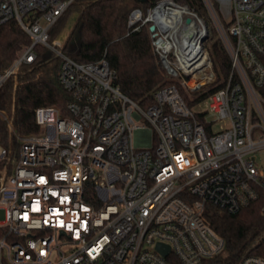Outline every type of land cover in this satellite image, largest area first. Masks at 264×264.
Here are the masks:
<instances>
[{"label": "built area", "instance_id": "built-area-1", "mask_svg": "<svg viewBox=\"0 0 264 264\" xmlns=\"http://www.w3.org/2000/svg\"><path fill=\"white\" fill-rule=\"evenodd\" d=\"M201 1L231 68L195 110L182 90L202 93L215 75L208 22L188 5L159 0L129 14V33L148 27L174 82L142 105L105 58L80 63L51 40L77 0H0V25L15 20L31 39L0 72V90L41 45L69 95L64 112L35 110L38 133L20 137L11 122L8 146L0 142V264H208L226 250L207 208L236 214L264 193L255 157L264 149V0Z\"/></svg>", "mask_w": 264, "mask_h": 264}, {"label": "trees", "instance_id": "trees-1", "mask_svg": "<svg viewBox=\"0 0 264 264\" xmlns=\"http://www.w3.org/2000/svg\"><path fill=\"white\" fill-rule=\"evenodd\" d=\"M157 1L77 0L52 29L51 40L61 32L72 15L69 11L75 9L78 18L64 44L65 53L80 63H93L105 58L117 73L115 83L121 91L144 105L156 89L174 83L152 48L148 27L129 33L130 12L140 7L146 13ZM176 1L195 9L209 25L210 18L201 0ZM209 32L205 46L210 52L219 84L200 94L194 102H187L190 105L220 89L224 85L221 80H225L230 73L231 64L226 49L219 38L211 39L210 28ZM30 44L31 39L15 20L1 24L0 72L8 68ZM35 51L36 60L20 68L16 85L11 79L0 90V111L13 110L14 129L20 137L39 132L35 121L37 108L55 106L64 112L69 101L68 93L57 79L54 54L41 45L36 46ZM184 98L187 101V97ZM198 118L204 121L203 114H198ZM8 140L9 127L0 116V142L7 145ZM205 219L226 241V250L208 264H236L249 254L264 258V193L236 214L209 206Z\"/></svg>", "mask_w": 264, "mask_h": 264}, {"label": "rangeland", "instance_id": "rangeland-1", "mask_svg": "<svg viewBox=\"0 0 264 264\" xmlns=\"http://www.w3.org/2000/svg\"><path fill=\"white\" fill-rule=\"evenodd\" d=\"M74 10L73 11H71V10L69 11V13H71L72 15L68 18V20H67L65 26L63 27V29L61 30V32L58 33V35L55 37V39L59 40L63 44L66 43V41H67V39L69 37V34L72 31V28L74 27V25H75V23L77 21V18H78V15H77V13H75L76 11H74ZM209 28L211 29V39L219 38L218 33H217L213 23L211 22V20H210V23H209ZM213 72H214V75H215V79L205 86V88L203 89L202 93L195 94V93H190V92L183 91V94L187 97V101L186 102H194V100L200 94L209 92L210 89H212L213 87H216L219 84V82H218V79H219L218 78V74L216 73V71L214 69V66H213ZM221 78H223V77H221ZM222 82H224V79H222L220 83H222ZM16 83L17 82H15V85H16ZM184 95H183V97H185ZM188 105H189L190 108L195 109V110L200 108V107H197V102L195 104L193 103L192 105H190L188 103ZM0 116L4 120H6V122L8 124V127H10L11 122L13 123V116H14L13 115V110H11V112L0 111ZM219 129H220V124H217L214 127V130L215 131H219ZM8 144H9V141H8L6 146H8ZM255 157H256V161H257V164H258L259 168L264 170V149L262 151L258 152ZM4 220H5V213H4L3 210H0V221L4 222Z\"/></svg>", "mask_w": 264, "mask_h": 264}, {"label": "water", "instance_id": "water-1", "mask_svg": "<svg viewBox=\"0 0 264 264\" xmlns=\"http://www.w3.org/2000/svg\"><path fill=\"white\" fill-rule=\"evenodd\" d=\"M150 30L153 31V30H154V27L151 26ZM158 249H159L160 251H162V253H164V254H167L168 251H169L168 248H167V249H164V247H163L162 245H158Z\"/></svg>", "mask_w": 264, "mask_h": 264}]
</instances>
